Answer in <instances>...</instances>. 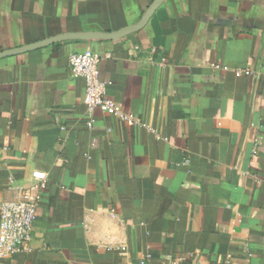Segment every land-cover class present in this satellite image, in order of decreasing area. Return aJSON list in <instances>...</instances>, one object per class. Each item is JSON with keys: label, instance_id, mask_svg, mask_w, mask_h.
Segmentation results:
<instances>
[{"label": "crops", "instance_id": "0c3cea01", "mask_svg": "<svg viewBox=\"0 0 264 264\" xmlns=\"http://www.w3.org/2000/svg\"><path fill=\"white\" fill-rule=\"evenodd\" d=\"M153 1L0 0V52L122 29ZM86 49L156 133L102 106L88 126L69 62ZM23 196L32 239L0 264H264V0H165L118 40L0 57V206Z\"/></svg>", "mask_w": 264, "mask_h": 264}, {"label": "built area", "instance_id": "2783aa9c", "mask_svg": "<svg viewBox=\"0 0 264 264\" xmlns=\"http://www.w3.org/2000/svg\"><path fill=\"white\" fill-rule=\"evenodd\" d=\"M101 55L92 49L82 52H74L70 55L69 62L71 72L76 77L85 80L86 89L84 103L87 107L89 121L88 126L93 127L94 111L102 106L127 124L143 126L155 132V128L143 122L141 118L132 113L120 112L115 103L107 95V82L101 78ZM239 75L251 73L250 70H239ZM157 136H159L157 134ZM160 137V136H159ZM33 177L45 183L47 175L43 171H34ZM38 217V202L23 196L17 200L5 201L0 206V257L11 256L26 250L27 244L32 239L35 221ZM178 258L175 262L181 260Z\"/></svg>", "mask_w": 264, "mask_h": 264}, {"label": "water", "instance_id": "95a60500", "mask_svg": "<svg viewBox=\"0 0 264 264\" xmlns=\"http://www.w3.org/2000/svg\"><path fill=\"white\" fill-rule=\"evenodd\" d=\"M165 0H154L146 12L144 13L141 20H139L137 23L130 25L128 27L111 31V32H105V31H85V32H73V33H64L59 34L53 37L45 38L43 40L27 44L18 48H13L9 50H5L0 52V57L13 55L33 49H37L43 46H47L56 42L66 41V40H118L122 37H125L129 35L130 33L136 32L140 29H142L149 19L152 17V15L155 13V11L158 9V7L164 2Z\"/></svg>", "mask_w": 264, "mask_h": 264}]
</instances>
